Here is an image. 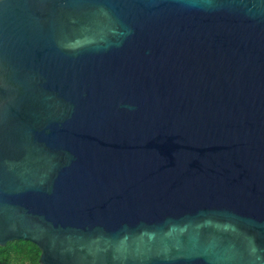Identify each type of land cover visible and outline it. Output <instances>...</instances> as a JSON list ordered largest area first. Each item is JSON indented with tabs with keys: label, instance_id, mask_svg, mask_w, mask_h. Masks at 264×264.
<instances>
[{
	"label": "water",
	"instance_id": "water-1",
	"mask_svg": "<svg viewBox=\"0 0 264 264\" xmlns=\"http://www.w3.org/2000/svg\"><path fill=\"white\" fill-rule=\"evenodd\" d=\"M39 264H264V0H0V245Z\"/></svg>",
	"mask_w": 264,
	"mask_h": 264
},
{
	"label": "trees",
	"instance_id": "trees-1",
	"mask_svg": "<svg viewBox=\"0 0 264 264\" xmlns=\"http://www.w3.org/2000/svg\"><path fill=\"white\" fill-rule=\"evenodd\" d=\"M39 253L40 249L35 243L15 239L0 245V264H39Z\"/></svg>",
	"mask_w": 264,
	"mask_h": 264
},
{
	"label": "flooded vegetation",
	"instance_id": "flooded-vegetation-1",
	"mask_svg": "<svg viewBox=\"0 0 264 264\" xmlns=\"http://www.w3.org/2000/svg\"><path fill=\"white\" fill-rule=\"evenodd\" d=\"M2 264H5V263H2Z\"/></svg>",
	"mask_w": 264,
	"mask_h": 264
}]
</instances>
